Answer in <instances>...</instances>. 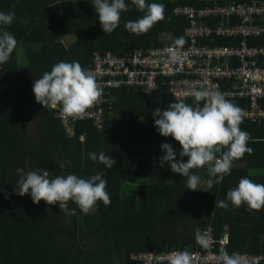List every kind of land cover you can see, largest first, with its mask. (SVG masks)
<instances>
[{
	"label": "trees",
	"instance_id": "obj_1",
	"mask_svg": "<svg viewBox=\"0 0 264 264\" xmlns=\"http://www.w3.org/2000/svg\"><path fill=\"white\" fill-rule=\"evenodd\" d=\"M125 2L129 10L121 14L117 29L105 34L91 0H0V11H15L13 23L5 30L17 41L10 59L0 64V264H143L133 260V255L200 250L196 229L204 233L210 227L216 240L229 234V252L264 255V207L248 211L246 204L235 208L229 203L227 210L215 208V200H226L227 192L241 178L264 184V174L254 173L264 171V122L241 121V130L250 135L247 146L254 150L252 154L233 161L231 174L211 188L206 168L193 169L201 177L200 190L193 191L186 187V177L159 164L163 143L171 144L177 160L181 159L180 144L160 135L154 126L152 112L167 109L177 100L166 85L151 94L114 90L112 105L104 106L102 128L94 120L76 119L75 138L68 135L56 109L36 102L34 80L58 62L78 61L93 70L97 53L173 46L179 37L186 41L183 48L188 47V21L175 16L177 5L200 9L215 3L264 0H146L165 6L164 19L139 36L130 33L125 23L144 13L131 5V0ZM228 22L234 24L236 19H220L212 25ZM68 35L77 37L71 46L60 39ZM204 43L229 47L238 41L210 39ZM252 45L264 46V38ZM19 46L24 48L27 65L19 64ZM228 100L240 108L246 105L244 100ZM184 102L195 104L194 100ZM100 151L116 160L112 169L89 158V153ZM182 159L186 162L188 157ZM18 168L25 172L46 169L50 177L75 174L89 178L105 173L111 203L105 206L99 201L97 210L85 215L69 201L75 216L61 212L59 204L48 205L42 200L37 205L30 194L14 193ZM125 175L169 177L170 181L124 193Z\"/></svg>",
	"mask_w": 264,
	"mask_h": 264
},
{
	"label": "clouds",
	"instance_id": "obj_2",
	"mask_svg": "<svg viewBox=\"0 0 264 264\" xmlns=\"http://www.w3.org/2000/svg\"><path fill=\"white\" fill-rule=\"evenodd\" d=\"M91 2L105 34L115 31L120 24L121 14L129 10L125 0ZM131 5L144 13L137 20L125 23V28L132 34H145L154 24L164 19L163 4L131 0ZM14 18V9L7 13L0 11V64L10 59L17 44L15 36L5 30ZM185 43L184 37L175 39L172 60L182 59L180 50ZM33 92L36 102L44 108H59L58 118L61 120L79 118L100 95L95 72L85 69L78 61H61L53 65L51 71L44 72L34 80ZM191 95L194 105L176 100L167 109L156 108L152 116L159 134L172 137L181 146V159L177 160V152L172 145L163 143L160 166L167 165L174 173L186 177V187L195 191L200 190L201 177L193 169L206 168L209 177L207 185L211 188L214 183H221L226 175L231 174L233 161L242 158L245 153L252 154L254 150L247 146L249 133L240 128L243 109L231 103L226 98L227 93L210 90L202 85L198 89L193 88ZM183 157H188L186 162ZM89 158L107 169H112L116 164V160L103 151L98 154L89 153ZM153 163L155 165V159ZM17 175L19 179L13 189L16 195L30 194L33 203L37 205L42 200L48 205L59 204L61 212L69 216L76 215L75 209H69V201L74 202L85 215L93 214L99 201L105 206L111 203L106 191L107 181L103 178L105 173H97L89 178H80L75 174L50 177L46 169L25 172L18 168ZM229 203L235 208L246 204L248 211L260 210L264 207V184L254 183L247 177L241 178L238 185L227 192L226 200H215V208L227 210ZM196 242L205 249L209 246L207 233H202L199 228L196 229ZM221 260L222 264H247L238 254L229 256L224 253ZM168 264H192V256L188 251L173 252L168 256Z\"/></svg>",
	"mask_w": 264,
	"mask_h": 264
},
{
	"label": "built area",
	"instance_id": "obj_3",
	"mask_svg": "<svg viewBox=\"0 0 264 264\" xmlns=\"http://www.w3.org/2000/svg\"><path fill=\"white\" fill-rule=\"evenodd\" d=\"M175 16L188 21L185 36L188 47L182 48V59L171 58L173 46L143 50L131 48L124 53H97L93 65L100 95L96 102L77 120H94L102 128L104 106L112 105L113 91L136 89L145 93L156 92L166 85L177 100H194L193 88L202 85L210 90L227 93V99L244 100L242 121L262 125L264 122V46L252 45L264 38V2L215 3L197 9L177 5ZM236 19L234 24L212 25L220 19ZM209 20V22H206ZM211 23V24H210ZM228 39L235 45L229 47L208 46L204 42ZM202 103V102H201ZM57 110V116L58 111ZM74 120H62L68 135L76 137ZM204 232L209 239L208 248L188 250L192 264H222L221 256L238 254L247 264H264V255L229 252V234L216 240L210 227ZM173 252L150 251L133 255V260L143 264H167Z\"/></svg>",
	"mask_w": 264,
	"mask_h": 264
},
{
	"label": "rangeland",
	"instance_id": "obj_4",
	"mask_svg": "<svg viewBox=\"0 0 264 264\" xmlns=\"http://www.w3.org/2000/svg\"><path fill=\"white\" fill-rule=\"evenodd\" d=\"M61 41H64L68 46L73 45L76 42L77 37L75 35L61 36ZM18 60L20 65H27V58L24 48L19 46L17 49ZM117 118V116H116ZM255 174H264V171H254ZM124 180V193H127L131 188L149 186L154 182H169V177H158L153 179H139L133 175H125Z\"/></svg>",
	"mask_w": 264,
	"mask_h": 264
}]
</instances>
